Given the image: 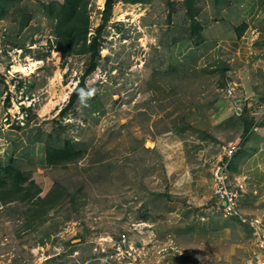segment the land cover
Here are the masks:
<instances>
[{
    "label": "rangeland",
    "instance_id": "obj_1",
    "mask_svg": "<svg viewBox=\"0 0 264 264\" xmlns=\"http://www.w3.org/2000/svg\"><path fill=\"white\" fill-rule=\"evenodd\" d=\"M58 1L0 19V169L29 200L63 192L32 226L0 203V264H264V0H89L94 59L57 50ZM123 234L134 259L113 254Z\"/></svg>",
    "mask_w": 264,
    "mask_h": 264
},
{
    "label": "trees",
    "instance_id": "obj_2",
    "mask_svg": "<svg viewBox=\"0 0 264 264\" xmlns=\"http://www.w3.org/2000/svg\"><path fill=\"white\" fill-rule=\"evenodd\" d=\"M15 0H0V19H2L9 8L12 6ZM112 0H107V12L109 13ZM59 2V1H58ZM126 2H146V0H126ZM89 0H62L59 3L45 4L44 8L51 13H55L57 22L55 27V35L58 38L57 50L62 52L64 56L71 54H85L90 53L94 59L99 54V42L97 37H93L89 41L90 33V18L88 12ZM110 15V14H109ZM107 17L105 21H107ZM196 23H194L195 25ZM198 27V25H197ZM196 28V26H195ZM242 31L239 32L241 35ZM96 69V64L93 63L88 69V74ZM84 82V81H83ZM83 85V84H82ZM81 87L77 89V92L73 95V99L77 97ZM60 159L72 160L80 155V152L74 150L71 144H68L67 148L58 152ZM230 166L235 169L236 154L233 155ZM20 170L12 165L4 166L0 169V203H8L14 200H22L24 204L28 205L27 224L32 226L37 222L44 221L45 215L51 207H55L58 204L59 197H63V192L54 200L53 205L47 206L46 198L38 197L35 200H29L21 191L20 184H23L24 179L19 176ZM19 176V177H18ZM49 196V194H48ZM70 200L73 203L75 195L69 193Z\"/></svg>",
    "mask_w": 264,
    "mask_h": 264
},
{
    "label": "built area",
    "instance_id": "obj_3",
    "mask_svg": "<svg viewBox=\"0 0 264 264\" xmlns=\"http://www.w3.org/2000/svg\"><path fill=\"white\" fill-rule=\"evenodd\" d=\"M234 146H231L229 151L226 153V157H229L226 159V161H222L220 163L214 173V180H215V194L219 196V199L223 205V208L226 212H234L237 208L235 199L237 198L238 189L233 187L230 182V161L232 159V156L234 153ZM237 191V192H236ZM114 252L113 254H120L124 255L123 257H126V259H134L135 253L134 249L135 246L130 243V240L128 237L125 236V234L120 237V240L118 242H114L113 245ZM63 251H65L64 248H62ZM105 251V249H103ZM132 262H129L128 264H131ZM134 264V263H132Z\"/></svg>",
    "mask_w": 264,
    "mask_h": 264
},
{
    "label": "bare ground",
    "instance_id": "obj_4",
    "mask_svg": "<svg viewBox=\"0 0 264 264\" xmlns=\"http://www.w3.org/2000/svg\"><path fill=\"white\" fill-rule=\"evenodd\" d=\"M132 264V263H131Z\"/></svg>",
    "mask_w": 264,
    "mask_h": 264
},
{
    "label": "crops",
    "instance_id": "obj_5",
    "mask_svg": "<svg viewBox=\"0 0 264 264\" xmlns=\"http://www.w3.org/2000/svg\"><path fill=\"white\" fill-rule=\"evenodd\" d=\"M236 45V44H235Z\"/></svg>",
    "mask_w": 264,
    "mask_h": 264
}]
</instances>
